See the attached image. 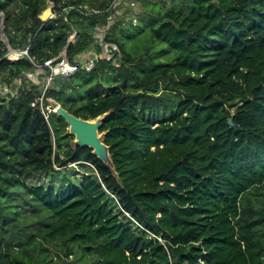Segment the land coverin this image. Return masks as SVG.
I'll return each mask as SVG.
<instances>
[{
    "label": "trees",
    "instance_id": "trees-1",
    "mask_svg": "<svg viewBox=\"0 0 264 264\" xmlns=\"http://www.w3.org/2000/svg\"><path fill=\"white\" fill-rule=\"evenodd\" d=\"M50 2L57 15L43 20ZM113 2L0 0V12L12 48L29 44L43 63L68 44L74 62ZM151 7L106 30L118 66L102 60L46 90L83 119L107 113L109 163L31 106L44 82H27L34 64L8 60L0 39V264H264V0ZM70 164L86 168L80 183L25 181Z\"/></svg>",
    "mask_w": 264,
    "mask_h": 264
},
{
    "label": "built area",
    "instance_id": "built-area-1",
    "mask_svg": "<svg viewBox=\"0 0 264 264\" xmlns=\"http://www.w3.org/2000/svg\"><path fill=\"white\" fill-rule=\"evenodd\" d=\"M117 0L113 2L110 6L109 10L111 9V14L106 18L107 26L110 27L117 17L124 16L126 14V10L122 7H118ZM53 3L50 2L48 8L50 10V14L48 18H42L43 20H48L49 18L56 17L57 13L53 11ZM137 12L136 9L133 8V12ZM91 12L99 13V10L93 9ZM87 12V13H91ZM136 14V15H137ZM1 15V13H0ZM2 19V15H1ZM134 24L137 23L136 16L134 15L131 19ZM108 27H102L101 25L97 26V31L95 32V43L92 44L96 47V51L93 53H88V51H84L83 53L75 56L74 62H71L68 58L67 54H64V49L62 52L53 58H48L44 60L43 63H37L34 57L29 55L30 45L26 44L24 48L14 49L11 47L10 43L6 44L8 51L5 54V57L8 60L16 61L25 56H28L30 61L34 64L35 69L30 71L26 74L25 78L27 82H31L33 84L40 83L41 80L44 82L43 91L40 96H38L32 103L31 106L35 109L40 110V112L44 115L47 122L50 124L49 115L52 112H56L57 108L60 106L52 98H48L46 96V90L48 89L50 83L58 76H67L73 73H76L79 70L91 72L97 64L102 60H112L113 64L119 65L120 59L122 58L121 51L119 47L114 44L106 41L105 33ZM77 36V31L73 30L68 38V42H74ZM16 53V54H15ZM10 92V88L7 83L2 82L0 83V93L7 94ZM56 147V144H54Z\"/></svg>",
    "mask_w": 264,
    "mask_h": 264
},
{
    "label": "rangeland",
    "instance_id": "rangeland-1",
    "mask_svg": "<svg viewBox=\"0 0 264 264\" xmlns=\"http://www.w3.org/2000/svg\"><path fill=\"white\" fill-rule=\"evenodd\" d=\"M116 5L118 7L124 6L123 8L126 10V14L124 15L125 20L132 19L134 15L136 16V20H138L137 15H136L137 13L135 11L133 12V8L136 9L137 12L142 11L143 6H144V9H147V10L148 9L151 10L152 9L151 6H153L154 8L162 9L163 7H170L171 0H147L146 3L144 4H142L141 1H137V0H117ZM130 8H132V11L130 10ZM0 21H1V15H0ZM139 31L140 30H137V32ZM136 40L135 38H132V39L130 38L129 44H131V46H134V43H136ZM68 131L70 132L69 126H68ZM100 137L101 139H103V134H101ZM76 144H77V140L74 138L72 140V145L75 146ZM98 154L100 157H103L104 161H106L107 163L110 162L111 157H110L108 149L99 151ZM57 169L59 170L56 172L45 171V172L31 173L29 176L26 177L25 181L29 183L30 185H44L45 187H53L55 189H61L64 187L66 182L70 180L76 183H80L81 176L84 174L86 170V168L83 166H80V164H70L65 168H57Z\"/></svg>",
    "mask_w": 264,
    "mask_h": 264
},
{
    "label": "water",
    "instance_id": "water-1",
    "mask_svg": "<svg viewBox=\"0 0 264 264\" xmlns=\"http://www.w3.org/2000/svg\"><path fill=\"white\" fill-rule=\"evenodd\" d=\"M2 19L0 21V39L5 43L9 44V39L5 32V22L6 18L3 12H1ZM106 22V20H104ZM165 23L171 22L170 19H165ZM26 47V44L23 46ZM68 44L64 47V54H67ZM59 116H61L69 125L70 133L75 136L77 140V144L75 146H89L93 148V152L99 156V151L108 149V146L104 143V138L99 140L100 127L102 125L103 120L106 118L107 113L102 114L94 119H83L69 112L63 106H59L55 112ZM229 123L232 124V119H229ZM103 161V157H100ZM106 162V161H105ZM107 163V162H106ZM70 262L66 259L62 262V264H69Z\"/></svg>",
    "mask_w": 264,
    "mask_h": 264
},
{
    "label": "bare ground",
    "instance_id": "bare-ground-1",
    "mask_svg": "<svg viewBox=\"0 0 264 264\" xmlns=\"http://www.w3.org/2000/svg\"><path fill=\"white\" fill-rule=\"evenodd\" d=\"M49 14H50V10L47 8L46 10H44L42 12L41 16L46 19V18H48ZM99 140H100V135H99ZM105 149H107V148H105Z\"/></svg>",
    "mask_w": 264,
    "mask_h": 264
},
{
    "label": "crops",
    "instance_id": "crops-1",
    "mask_svg": "<svg viewBox=\"0 0 264 264\" xmlns=\"http://www.w3.org/2000/svg\"><path fill=\"white\" fill-rule=\"evenodd\" d=\"M88 53H93L96 51V47L94 45H91L89 48H88Z\"/></svg>",
    "mask_w": 264,
    "mask_h": 264
}]
</instances>
